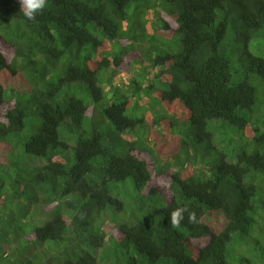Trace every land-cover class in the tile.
I'll return each mask as SVG.
<instances>
[{"label": "trees", "instance_id": "trees-1", "mask_svg": "<svg viewBox=\"0 0 264 264\" xmlns=\"http://www.w3.org/2000/svg\"><path fill=\"white\" fill-rule=\"evenodd\" d=\"M138 34L179 51L152 59ZM263 41L264 0H45L34 21L0 0V264H113L120 250L124 264H264ZM145 64L147 85L118 79ZM120 84L133 103L110 101ZM148 111L174 150L135 133ZM222 134L241 143L234 162ZM128 180L157 219L117 217L111 190ZM234 235L255 256L231 263Z\"/></svg>", "mask_w": 264, "mask_h": 264}, {"label": "rangeland", "instance_id": "rangeland-1", "mask_svg": "<svg viewBox=\"0 0 264 264\" xmlns=\"http://www.w3.org/2000/svg\"><path fill=\"white\" fill-rule=\"evenodd\" d=\"M163 6H164L163 9L167 8L166 5H163ZM162 13H166V12L162 10ZM148 16L150 18L154 17L152 12H149ZM163 26H164V22L156 19L155 27L162 29ZM140 35L141 34H138V36H140ZM99 37H101V35H99ZM149 37L150 36H146V35L144 36L142 34L140 36V42L139 41H136V42H138V43H145L146 42V44L150 45L151 50L153 52V53H151L152 59H155V58H157V56H160V55H165L168 52L175 53V52L179 51L180 47L178 46L177 41H172L171 38H166L164 36H159V35H155L153 38H151V37L149 38ZM254 43L256 44L255 41H254ZM263 43H264V41L262 42V44ZM135 44L136 43L134 42V44H133L134 47H137V44L136 45ZM260 47L264 49V47H262V45H260ZM240 65L241 64H239L237 61H234V67L235 68H240ZM131 74H129V75H117V77H118V79L122 78L125 83L128 81H130L132 83L135 80V81H138L140 84H146L147 85L149 83V81L147 80V77L151 81L152 76L154 74V70L152 69V67H149L147 64H145V66L136 67L135 72L132 75ZM156 87L161 89V86L158 84L156 85ZM163 89H167V86L166 85L163 86ZM132 90H133V85L132 86H125L124 84H120L119 89L115 93L109 95V99L112 103H115V104H119L123 98L129 99L133 103L134 97H133V91ZM144 93L147 94L145 91H144ZM77 95L83 96L84 94H81L80 92H78ZM153 96H154V94H153ZM141 102H142V104H146L147 106L150 105V101L147 98H145ZM155 109H156V107H154L153 110H155ZM143 110H144L143 108L137 112H135L133 110H129L128 115H131L135 118H140L142 116ZM153 110H151V111H153ZM151 111L146 112V115H145L146 118L149 117V121L147 122V125L149 126L150 132L147 128L145 129L142 126H139V128H136L135 133L139 132V134L142 136V138L147 137V139L150 142L154 141L155 145L158 146L159 148H164L166 146H172L171 149L174 150L176 143L171 139L173 137H169L168 133L166 131L163 133L157 134L158 126L154 127L151 124L152 123V120L150 117L152 115ZM179 118H182V115ZM101 123L104 126L108 125L107 122H101ZM221 132H225V131H221ZM127 138L131 139V137H127ZM219 140H225V143L222 145H218V143H217V145H218L217 148L221 152L229 155L227 158L229 160V162H234L235 161L234 158L236 156V153H235L236 146L238 148L239 146H241L240 145L241 143H239L237 141L231 143V138L227 134H222L221 136L216 135L215 136V142H217ZM165 159H169V157H167ZM28 164L30 166H39V165H45L46 162L42 161V160H40V161L34 160V161H29ZM111 193L113 196L118 197L123 202H125L124 211L120 212L117 215V217H119V218L123 217V216L129 217L131 215L132 211H133L136 219H142L144 217H153V218L157 219L159 217L158 215L153 214L154 208L159 207V203H157V202L154 203L152 201V199H150V198H144L139 202L135 201L136 193L133 189L131 180H128L126 183L120 184L119 188L115 189V190H111ZM122 219L123 218H121L120 220H122ZM136 219L130 220L129 225H133L134 223H136L137 222ZM36 221H39V219L34 220V218H33V220L30 222V225H35ZM206 223L216 233H220L221 230L224 228L226 221H225L224 216L221 213H219L216 216L210 217ZM30 236H32V235H30ZM111 255H110V257L112 259L113 264H124L125 263V258L127 257V255H123V252L121 250L118 252L115 251V252L111 253ZM239 256H246L248 258H251L252 256H255V252L252 250V248L247 243H244L243 245H241V243L239 242V236L234 235L232 243L230 244V246H228V260H230L231 263H234V262L236 263V260ZM99 264H105V263L99 262Z\"/></svg>", "mask_w": 264, "mask_h": 264}, {"label": "clouds", "instance_id": "clouds-1", "mask_svg": "<svg viewBox=\"0 0 264 264\" xmlns=\"http://www.w3.org/2000/svg\"><path fill=\"white\" fill-rule=\"evenodd\" d=\"M23 16L28 21H34L45 6V0H19ZM187 211L185 208L177 209L171 212L170 219L173 226H176L184 218L183 213ZM189 221L195 220V213H189Z\"/></svg>", "mask_w": 264, "mask_h": 264}]
</instances>
